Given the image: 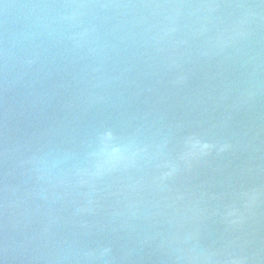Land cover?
I'll list each match as a JSON object with an SVG mask.
<instances>
[{
	"label": "water",
	"instance_id": "1",
	"mask_svg": "<svg viewBox=\"0 0 264 264\" xmlns=\"http://www.w3.org/2000/svg\"><path fill=\"white\" fill-rule=\"evenodd\" d=\"M0 264H264V0H0Z\"/></svg>",
	"mask_w": 264,
	"mask_h": 264
}]
</instances>
